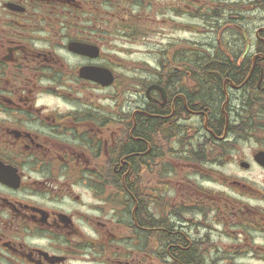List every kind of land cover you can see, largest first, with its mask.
I'll return each instance as SVG.
<instances>
[{"label":"flooded vegetation","instance_id":"af4514ba","mask_svg":"<svg viewBox=\"0 0 264 264\" xmlns=\"http://www.w3.org/2000/svg\"><path fill=\"white\" fill-rule=\"evenodd\" d=\"M263 96L264 0H0V264H264Z\"/></svg>","mask_w":264,"mask_h":264},{"label":"rangeland","instance_id":"374dc122","mask_svg":"<svg viewBox=\"0 0 264 264\" xmlns=\"http://www.w3.org/2000/svg\"><path fill=\"white\" fill-rule=\"evenodd\" d=\"M254 148H256V144L254 142L245 143L244 141H239L237 143V145L235 144V147H232L230 149V151L227 152L228 156L224 159V161L220 165V168H219L220 176H222L224 178L227 177L228 179L229 178L242 179V181L244 183L250 185V182H251V183L255 184L254 185L255 188H259V189L261 188L264 190V171H262L261 169L255 168L252 171L246 172V171H240V170L235 168V161H238L237 158L247 157L249 155L250 151ZM200 173L204 176L205 179H214L213 178L214 174L209 173L208 174L209 176H206L207 172L204 169L200 170ZM206 184L204 185L205 187H209V188L214 189V190H218L219 188H225L224 186H227V185H223L222 182H220V180H215V182L210 181L209 183H206ZM230 187H232V186H230ZM227 189H229V188H227ZM229 190H232V189H229ZM227 192H229V191H227ZM234 192L236 193V199L238 201H241L242 203H244L245 200H247L246 196L243 195L238 189H235ZM250 202L254 203L256 201L251 200ZM257 203H260V202H257Z\"/></svg>","mask_w":264,"mask_h":264},{"label":"water","instance_id":"95a60500","mask_svg":"<svg viewBox=\"0 0 264 264\" xmlns=\"http://www.w3.org/2000/svg\"><path fill=\"white\" fill-rule=\"evenodd\" d=\"M90 76H92L94 79L96 78V79H100V78H98V77H95V74H91V73H88ZM255 159L259 162V163H261V164H263L264 165V153L263 152H259V153H257L256 155H255ZM243 166H246L245 164H243Z\"/></svg>","mask_w":264,"mask_h":264},{"label":"trees","instance_id":"16d2710c","mask_svg":"<svg viewBox=\"0 0 264 264\" xmlns=\"http://www.w3.org/2000/svg\"><path fill=\"white\" fill-rule=\"evenodd\" d=\"M263 98H264V96H263ZM259 106H260V107H264V102H263V103H260Z\"/></svg>","mask_w":264,"mask_h":264}]
</instances>
